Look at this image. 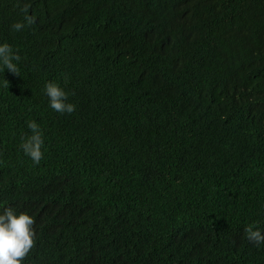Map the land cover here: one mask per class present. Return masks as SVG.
I'll use <instances>...</instances> for the list:
<instances>
[{"label": "trees", "instance_id": "16d2710c", "mask_svg": "<svg viewBox=\"0 0 264 264\" xmlns=\"http://www.w3.org/2000/svg\"><path fill=\"white\" fill-rule=\"evenodd\" d=\"M3 42L21 60L0 73V210L34 217L23 264H264L244 232L264 231V0H0Z\"/></svg>", "mask_w": 264, "mask_h": 264}, {"label": "clouds", "instance_id": "9594fccd", "mask_svg": "<svg viewBox=\"0 0 264 264\" xmlns=\"http://www.w3.org/2000/svg\"><path fill=\"white\" fill-rule=\"evenodd\" d=\"M27 24L34 23V19L26 16ZM24 23L16 22L11 27L13 31H21ZM21 57L7 43H0V73L5 69L19 75L18 63ZM9 82L4 79L0 86L8 87ZM44 94L48 97V106L60 114H71L75 111V104L68 102L69 93L57 82L49 81L44 85ZM26 126L31 135L23 137L20 148L34 165H39L44 156V137L41 127L35 120H27ZM34 217L27 212H17L13 207H3L0 210V264H23L25 257L35 244L36 232ZM246 238L257 247L264 245V231L250 224L244 229Z\"/></svg>", "mask_w": 264, "mask_h": 264}]
</instances>
